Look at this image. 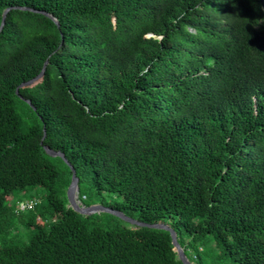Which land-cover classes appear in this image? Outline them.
I'll return each mask as SVG.
<instances>
[{"label":"trees","instance_id":"trees-1","mask_svg":"<svg viewBox=\"0 0 264 264\" xmlns=\"http://www.w3.org/2000/svg\"><path fill=\"white\" fill-rule=\"evenodd\" d=\"M6 7L0 264H183L167 230L69 207L71 170L42 145L85 205L167 223L195 259L211 240V264H264V0H0V22Z\"/></svg>","mask_w":264,"mask_h":264},{"label":"water","instance_id":"water-1","mask_svg":"<svg viewBox=\"0 0 264 264\" xmlns=\"http://www.w3.org/2000/svg\"><path fill=\"white\" fill-rule=\"evenodd\" d=\"M19 8H23L24 9L26 7L20 6ZM7 9H8V7H6L3 10V12H2L0 28L2 27L4 14H5ZM43 13L45 15H47L48 17H50L55 22L56 25L58 24L56 19L51 14L46 13V12H43ZM43 68H44V65H43L42 69L40 70V72L35 77H33V78H31V79H29L27 81L21 82L19 85L28 84L29 82H31L33 79H35L37 76H39L42 73ZM15 92H16V94H18L17 90ZM18 96L21 99H23L25 102H27L30 106H32L28 99H25L24 97H22L19 94H18ZM32 108H34V107L32 106ZM42 146H43L44 151L48 155L60 156L65 161V163L69 166V168L71 170L70 183H69V185L67 186V189H66V197H67V203H68L67 205L69 207H71L73 210L77 211L78 213L84 214V215H88V214H91V213H98V212H108V213H111V214L119 217L120 219H122L124 221H127L129 223H132V224H135V225H138V226H146V227H151V228L165 229L170 234L171 242H172V245L175 248L177 258L183 264H194L187 258V256L183 252L182 247L177 242V238H176V234H175L174 230L167 223H164V222H161V221H156V222L140 221L138 219H134V218L124 214L122 211H120L118 209H114L112 207L103 205L101 203H93V204H90V205H85L84 203H82L80 201L79 197H78V184H77L78 183V178L75 175L73 166L66 160V158L63 155V153H61V152H59L57 150H53V149L49 148L47 145H42Z\"/></svg>","mask_w":264,"mask_h":264},{"label":"rangeland","instance_id":"rangeland-1","mask_svg":"<svg viewBox=\"0 0 264 264\" xmlns=\"http://www.w3.org/2000/svg\"><path fill=\"white\" fill-rule=\"evenodd\" d=\"M42 193H43V190L40 187H36L33 189H27L25 191L15 193L13 200L15 201L16 199H21V200L25 201V200L31 199L32 197L33 198H40ZM91 198L95 200V196L88 192V199H82V202L85 203V202L89 201ZM107 199L109 202H114V199H112L111 197H107ZM96 203H98V202H96ZM91 204H93V203H91ZM130 217L136 219V217H134V216H130ZM124 222L129 223L127 221H124ZM18 233H19V236H21L22 239L25 241L26 237L24 234V230L18 229ZM187 240H188L187 237L184 235V237H183L184 243H186ZM201 247H203L204 251H200V258L199 259L193 258L194 250H193V248H190L189 246H187V248H186V254L185 255L187 256V258L192 263L211 264V258L215 253V247H214L213 242L211 240H207L206 243L202 244Z\"/></svg>","mask_w":264,"mask_h":264},{"label":"built area","instance_id":"built-area-1","mask_svg":"<svg viewBox=\"0 0 264 264\" xmlns=\"http://www.w3.org/2000/svg\"><path fill=\"white\" fill-rule=\"evenodd\" d=\"M33 203H34L33 200L19 201V202H18V208H19V209L29 208V207L32 206Z\"/></svg>","mask_w":264,"mask_h":264}]
</instances>
